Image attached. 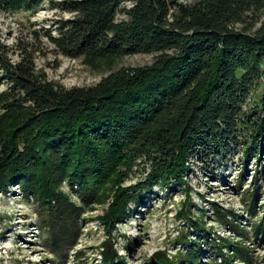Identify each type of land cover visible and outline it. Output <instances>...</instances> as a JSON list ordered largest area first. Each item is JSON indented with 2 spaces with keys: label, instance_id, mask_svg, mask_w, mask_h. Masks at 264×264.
<instances>
[{
  "label": "trees",
  "instance_id": "trees-1",
  "mask_svg": "<svg viewBox=\"0 0 264 264\" xmlns=\"http://www.w3.org/2000/svg\"><path fill=\"white\" fill-rule=\"evenodd\" d=\"M44 2L71 18L34 31L32 44L18 43L17 62L0 50L8 84L0 92V190L18 184L36 203L39 227L63 255L61 264L77 246L82 216L101 207V262L125 263L112 235L130 218V206L143 204L142 192L185 185L191 164L210 169L233 149L256 159L264 152V0H0V9L33 15ZM120 13L126 19L118 21ZM42 38L56 54L93 68L113 70L138 54L155 59L66 89L36 68ZM140 164L147 166L144 179L123 186ZM65 184L76 187L81 202L62 190ZM257 193L246 200L255 217ZM192 206L187 193L175 239L183 250L158 251L151 262L203 264L206 256L207 264H251L234 212L212 205L214 220L237 234L236 243L217 236ZM253 229L260 241L264 217Z\"/></svg>",
  "mask_w": 264,
  "mask_h": 264
},
{
  "label": "rangeland",
  "instance_id": "rangeland-1",
  "mask_svg": "<svg viewBox=\"0 0 264 264\" xmlns=\"http://www.w3.org/2000/svg\"><path fill=\"white\" fill-rule=\"evenodd\" d=\"M180 1L186 3L194 0ZM124 6L129 8L131 5L125 3ZM36 10L37 13L32 15V10L8 12L0 9V50L8 49L7 58L12 62L19 60L18 43L32 44L34 31L54 30L60 21L72 16L62 13L48 2L42 3ZM124 19L126 17L120 13L118 21ZM40 41L44 53L35 56L37 70L45 73L49 81L66 89L94 86L111 71L148 66L155 59V55L138 54L119 60L113 70L102 65L93 68L82 59H70L56 54L44 38ZM2 75L0 70V92L8 86ZM221 160L217 166L214 161L215 167L210 169L200 163L191 164L190 171L184 174L185 185L156 186L152 192H142L143 204L139 207L131 205L130 218L119 224L117 231L113 232L115 248L125 260V263L117 264H156L151 262L156 252L168 251L171 256H175L179 250H183L175 244V239L179 228L184 227L177 219V212L186 200L187 193L192 200V211L196 214L204 213L208 228L214 229L217 236L229 238L236 243L237 234L222 222L214 220L212 205L218 204L224 212H234L238 228H244L248 237L244 239V245L251 254V264H264V237L260 241L255 239L253 229L264 217V152L260 159H256L245 157L242 152L233 149L231 155ZM144 167L147 166L140 164L123 186L129 187L142 181L145 176L142 171ZM256 188L255 217L249 213L246 200L248 192L252 193ZM62 190L69 193L74 201L81 202L75 193L76 187L71 189L65 184ZM101 214L102 208L96 206L82 216L81 235L77 246L69 251L65 264H102L99 248L107 236L97 219ZM46 242V232H42L39 227L36 203L25 198L18 184L11 185L5 193L0 190V264H61L63 255H57L59 251H53ZM77 252L83 254L78 260L75 258ZM210 259L205 256L202 263L207 264Z\"/></svg>",
  "mask_w": 264,
  "mask_h": 264
}]
</instances>
